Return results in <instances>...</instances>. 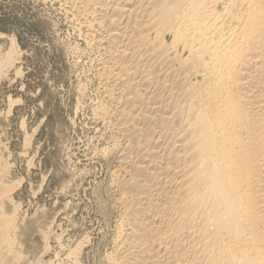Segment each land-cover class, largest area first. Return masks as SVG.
Listing matches in <instances>:
<instances>
[{
    "label": "bare ground",
    "instance_id": "6f19581e",
    "mask_svg": "<svg viewBox=\"0 0 264 264\" xmlns=\"http://www.w3.org/2000/svg\"><path fill=\"white\" fill-rule=\"evenodd\" d=\"M59 1L116 131L105 264H264V0ZM2 152L0 264H28Z\"/></svg>",
    "mask_w": 264,
    "mask_h": 264
},
{
    "label": "rangeland",
    "instance_id": "374dc122",
    "mask_svg": "<svg viewBox=\"0 0 264 264\" xmlns=\"http://www.w3.org/2000/svg\"><path fill=\"white\" fill-rule=\"evenodd\" d=\"M70 12L0 0V144L28 264H105L120 220L116 131L96 116L94 54Z\"/></svg>",
    "mask_w": 264,
    "mask_h": 264
}]
</instances>
